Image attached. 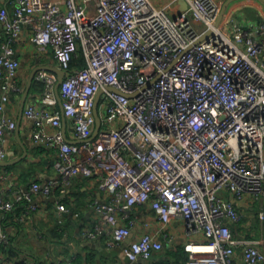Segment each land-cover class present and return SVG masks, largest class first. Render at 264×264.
Listing matches in <instances>:
<instances>
[{"label":"built area","instance_id":"2783aa9c","mask_svg":"<svg viewBox=\"0 0 264 264\" xmlns=\"http://www.w3.org/2000/svg\"><path fill=\"white\" fill-rule=\"evenodd\" d=\"M186 1L171 15L152 0H0V160L7 132L18 126L6 113L10 94L22 92L16 43L30 28L36 51L52 52L66 72L63 109L58 77L44 69L36 74L45 83L40 101L24 108L36 144L56 153L60 176L10 190L15 199L32 203L34 193L50 195L74 175L97 176L110 198L95 201L101 220L90 236L109 226L108 244H120L136 222L133 211L149 203L162 228L182 219L194 233L182 264H235L237 245L245 264H264V238L232 233L247 195L259 201L264 221V20L218 24L221 1ZM78 57L84 64L75 66ZM100 91L102 124L92 137ZM63 116L76 141L63 134ZM13 205L0 200V207ZM58 208L69 210L63 202ZM8 240L0 226V251ZM162 248L147 229L125 254L133 264H154Z\"/></svg>","mask_w":264,"mask_h":264},{"label":"crops","instance_id":"0c3cea01","mask_svg":"<svg viewBox=\"0 0 264 264\" xmlns=\"http://www.w3.org/2000/svg\"><path fill=\"white\" fill-rule=\"evenodd\" d=\"M172 1L152 0L156 6L166 7L173 15L177 13L178 1L171 4ZM218 1L222 2V7L228 3L220 21L222 23L246 26L264 20V0ZM29 37L30 28H25L16 43V53L20 59L16 79L22 87V92H12L6 102L7 115L19 123V133L16 130L7 132L4 141L6 153L10 159L18 157L23 154L24 145L28 153L25 158L6 168L0 165V200L14 201L10 209L0 207V226L9 235L8 243L0 251V264H18L21 260L25 264H65L70 259L74 264H133L125 254V247L147 229L163 242V248L153 253L152 263L182 264L187 261L190 253L185 249V245L194 238V233L188 230L182 219H174L162 228L149 203H144L133 211L136 222L130 235L120 244H108L111 235L109 226L97 236H90L89 232L94 230L101 220V213L95 207V201L110 198L108 193L99 187L97 176L74 175L70 177L69 182L56 186L50 195L34 193L32 203L28 200L17 201L15 194L10 192L19 187L27 188L33 181L43 184L60 176L55 167L56 153L46 145L36 144L33 139V121L28 119L24 112L21 114L23 92L33 69L41 66L46 72L58 77V73L50 68L59 67L54 54L38 53ZM44 90V81L38 80L35 75L27 104L38 103ZM1 95L0 80V99ZM57 106L60 108L59 104ZM54 130L52 125H47V131ZM62 131L69 141H76L74 127L66 116L62 118ZM3 169H7L6 175H3ZM59 202L65 203L69 210L60 211ZM32 204L35 208H32ZM259 207V201H255L250 195L240 203L243 219L239 224L232 225L235 238H264V221L257 214ZM118 221L121 225L127 223L124 216H120ZM146 221L150 222L149 227L144 224ZM234 260L235 264H245L242 245L235 247Z\"/></svg>","mask_w":264,"mask_h":264},{"label":"water","instance_id":"95a60500","mask_svg":"<svg viewBox=\"0 0 264 264\" xmlns=\"http://www.w3.org/2000/svg\"><path fill=\"white\" fill-rule=\"evenodd\" d=\"M227 4L228 3H226L221 9V12H220V15H219V19H218V24L220 23V21L222 19V16H223V14L225 12ZM186 7H187V1L186 0H178V8H177V13L176 14L180 13ZM50 68L55 70L58 73V79H57V83L55 85V92H56V95H57V98H58V103H59L60 107L63 109L60 86H61L62 81L64 80V76H65L66 72H65L64 69H62L60 67H50ZM40 69H43V68L41 66L35 67L33 69L32 73H31L30 77H29L28 83H27V85H26V87L24 89V92H23L22 105H21V114L24 112V108L26 107V104H27V99H28L29 94H30L31 83H32L36 73ZM109 88L113 89V87H109ZM102 94H103V91H100L98 93L97 97H96V100H95L94 115H95V118H96V123H95V129H94L92 137L97 135V133H98L100 127H101V124H102L101 117H100V114H99V111H98V103H99V99L102 96ZM18 129H19V123H18V127L16 129L17 133H19ZM27 153H28L27 148L24 145L23 154H21L18 157L11 158V159L9 158V156L7 154L3 160H0V165L6 168L9 165H12V164L18 162L19 160L25 158L27 156ZM7 172H8L7 169H3V175L7 174Z\"/></svg>","mask_w":264,"mask_h":264},{"label":"trees","instance_id":"16d2710c","mask_svg":"<svg viewBox=\"0 0 264 264\" xmlns=\"http://www.w3.org/2000/svg\"><path fill=\"white\" fill-rule=\"evenodd\" d=\"M75 66H80L84 64V58L83 57H78L76 59H74V63ZM18 264H25L23 260L19 261Z\"/></svg>","mask_w":264,"mask_h":264}]
</instances>
